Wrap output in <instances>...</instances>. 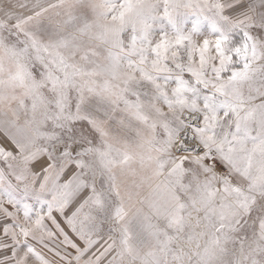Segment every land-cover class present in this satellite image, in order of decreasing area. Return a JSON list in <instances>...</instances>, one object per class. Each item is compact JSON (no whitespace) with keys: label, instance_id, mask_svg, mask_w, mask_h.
I'll return each instance as SVG.
<instances>
[{"label":"snow or ice","instance_id":"obj_1","mask_svg":"<svg viewBox=\"0 0 264 264\" xmlns=\"http://www.w3.org/2000/svg\"><path fill=\"white\" fill-rule=\"evenodd\" d=\"M0 264H264V0H0Z\"/></svg>","mask_w":264,"mask_h":264}]
</instances>
